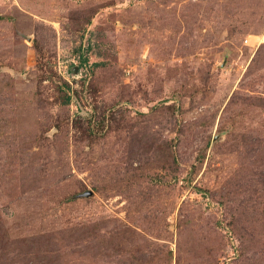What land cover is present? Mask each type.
Instances as JSON below:
<instances>
[{
  "label": "rangeland",
  "instance_id": "rangeland-1",
  "mask_svg": "<svg viewBox=\"0 0 264 264\" xmlns=\"http://www.w3.org/2000/svg\"><path fill=\"white\" fill-rule=\"evenodd\" d=\"M0 264H264V0H0Z\"/></svg>",
  "mask_w": 264,
  "mask_h": 264
},
{
  "label": "trees",
  "instance_id": "trees-1",
  "mask_svg": "<svg viewBox=\"0 0 264 264\" xmlns=\"http://www.w3.org/2000/svg\"><path fill=\"white\" fill-rule=\"evenodd\" d=\"M100 65H101L100 63H95V64H94L93 74H96V70H95V68L98 67V66H100ZM88 134H89L90 137H92V133L89 132ZM156 145H158L157 141H156ZM171 157H172V158H175L174 153L171 154ZM1 250H3L2 247H1Z\"/></svg>",
  "mask_w": 264,
  "mask_h": 264
},
{
  "label": "water",
  "instance_id": "water-1",
  "mask_svg": "<svg viewBox=\"0 0 264 264\" xmlns=\"http://www.w3.org/2000/svg\"><path fill=\"white\" fill-rule=\"evenodd\" d=\"M91 194H92L91 191H87V192L83 193L82 196L88 197V196H90Z\"/></svg>",
  "mask_w": 264,
  "mask_h": 264
}]
</instances>
